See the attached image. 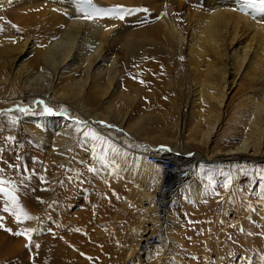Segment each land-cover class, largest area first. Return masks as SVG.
Returning <instances> with one entry per match:
<instances>
[{"label":"bare ground","instance_id":"6f19581e","mask_svg":"<svg viewBox=\"0 0 264 264\" xmlns=\"http://www.w3.org/2000/svg\"><path fill=\"white\" fill-rule=\"evenodd\" d=\"M104 1L105 5H95V1L92 2L100 13L92 19L82 17V7L84 10L88 9L80 0H11V4L23 7L27 13L42 14L49 11L51 21L44 28L46 47L43 49L47 59L51 60L49 67L61 68L67 64L71 67L83 59L86 75L70 79L67 89L77 97H83L80 102L100 101L106 109L108 123L137 135H143L144 129H151L152 125L158 124L159 126L154 127L164 129L167 133L158 134L157 139L171 140L175 148H180L183 144L175 140L180 135L186 137L185 144L189 147H205V152L195 151L189 159L184 157L194 183L189 187H182L177 199L189 203L208 196L212 191L208 192L211 177L207 174H212L213 177L216 166L223 162L229 165L232 172V181L225 187L226 192L233 190L236 193L237 181L243 176L240 175L241 169H255L259 163L264 165V23L258 22L264 19V13L258 14L254 19L252 9H248V15L231 11L233 7L243 6V0ZM255 7L262 6L257 4ZM15 23L23 24V19ZM20 26L26 31L23 25ZM14 32H18V29L0 16V39L5 37L4 41L14 45H11V51H6L5 58L21 55L26 44L29 48L36 45L35 41L27 43L28 39L24 43H16L8 37ZM114 47L122 50V59L118 54L111 53ZM127 68L131 70L130 75L126 72ZM47 73L50 74L44 67L38 75H27L26 89L37 92L48 86L40 83ZM125 74L128 79L127 90L131 92L133 100L130 103L120 101L121 106L128 109L122 113L115 106L114 100L118 95H126L123 81H119ZM233 97L234 108H230ZM188 119L192 121L188 123ZM62 121L59 120V123ZM111 137L109 134V138ZM130 142L131 139H126L114 148L115 151L111 148L110 160L106 161L104 168L113 177L131 172L126 166L127 158L124 157L128 155L127 145ZM153 151L151 149L140 153L146 154L148 161V154ZM158 152H164L167 156H181L160 149ZM200 158L196 175L190 161ZM149 167L144 169L145 176L139 184L138 196L143 197V205L138 212L136 224L131 228L136 231L135 237L140 236L142 230L145 233L140 236L138 243L132 241L128 246L127 261L134 256L136 250L145 246L146 235L155 229L156 215L150 203L153 192L149 189L160 182L161 170L156 167L160 171L156 173ZM256 200L259 214L264 220V197ZM146 201L149 202L148 205ZM62 206L64 205L45 206L48 207V217L61 214ZM103 206V214L112 216L117 205ZM238 214L240 218L236 219L239 224L237 228L243 237L241 245L245 264H264V252L261 253L264 239L260 240L254 233V216L246 210L239 211ZM179 228L181 229L179 222L170 214L171 242L177 241L175 231ZM54 229L44 237L46 241L39 245L38 259L41 264H61V261L69 258L65 257V252L75 245L68 238L70 244H58L55 231L58 232L59 228ZM89 238L86 241L89 242ZM108 240L111 241L112 238L108 237ZM110 241L109 244L112 245L114 241ZM172 245L170 243L169 246L158 247V256L155 253V258H161L156 261L158 264H168L165 259L174 255ZM126 260L124 264H127ZM233 260L224 259L221 255L217 257L216 263L242 264L240 259L235 262Z\"/></svg>","mask_w":264,"mask_h":264},{"label":"rangeland","instance_id":"374dc122","mask_svg":"<svg viewBox=\"0 0 264 264\" xmlns=\"http://www.w3.org/2000/svg\"><path fill=\"white\" fill-rule=\"evenodd\" d=\"M92 2L95 5L106 3L104 0ZM23 9L12 5L11 0H0V16L18 29V32L8 37L16 43H24L26 39L27 43L36 42L33 48L26 44L18 57L13 55L5 58L6 51H11L14 45L4 41L5 37L0 39V180L6 182L4 187L15 195L19 206L33 219L17 221L16 207L10 196L0 194V264H41L37 245L46 241L44 237L54 228H59L58 232L55 231L58 244H70L68 239L75 243L74 247H70L72 250L65 252V257L69 258L61 261V264H124L130 243H138L140 236L145 233L142 230L140 236L135 237L136 231L131 229L143 205V197L138 196L139 184L145 176L144 169L150 165L146 154L140 151L160 149L189 159L195 151L205 152V147H189L185 144L186 137L180 135L175 140L183 144L175 148L171 140L157 139L158 134L167 133L164 129L158 128L160 131L154 127L158 124L152 125L155 129L151 126V129H144L143 135L127 133L107 122L106 109L100 101L80 102L83 97L79 98L72 91L69 92L67 82L86 75L85 61L81 59L71 67L67 64L61 68H50L51 60L43 52L46 47L44 28L51 21L50 13H27ZM22 19L23 24L15 23ZM111 53L118 54L122 59L121 49L114 47ZM44 67L50 74L47 73L40 83L48 86L37 92L26 89V76L38 75ZM126 72L130 75V68ZM127 74L119 79L123 81L126 95H118L114 100L115 106L122 113L128 109L122 107L120 101L130 103L133 100L131 92L127 90ZM233 99L230 108H234ZM44 106L51 108L53 114H46ZM152 117L156 119L155 115ZM59 120H63L62 123ZM187 121L190 123L192 120ZM157 131L159 133H155ZM88 132L98 134L101 139H91L85 135ZM126 139H131V142L127 145L128 155L124 156L127 159H124L131 172L113 177L104 168V164L110 160L111 150ZM99 157H103V161ZM201 158L190 161L196 175ZM149 168L160 173L156 167L150 165ZM216 168L214 178L212 174H207L211 177L208 192L212 191L208 196L189 203L177 199L173 204L171 215L175 216L181 229L175 231L177 241L170 242L173 244L174 255L165 259L168 264H217V257L221 255L224 259H234V262L240 259L245 264L241 245L243 237L238 231L236 220L240 218L239 211L246 210L254 216V233L260 240L264 239V220L259 214L256 200L264 197V165L259 163L255 169H241L240 175L243 176L237 181L236 193L233 190L226 192L225 185L232 181L229 165L223 162ZM155 186L149 190L153 192ZM47 205L64 206L61 214L56 213L49 218L48 207H45ZM103 205H117L112 216L103 214ZM108 237L114 241L112 245ZM87 238L90 243L86 241ZM36 239L39 241L36 242ZM141 248L135 251L130 260H126L127 264H158L156 261L161 259L160 256L155 258V253L158 256V247L146 249L142 245Z\"/></svg>","mask_w":264,"mask_h":264},{"label":"built area","instance_id":"2783aa9c","mask_svg":"<svg viewBox=\"0 0 264 264\" xmlns=\"http://www.w3.org/2000/svg\"><path fill=\"white\" fill-rule=\"evenodd\" d=\"M148 162L161 170V180L154 187L151 206L155 212V229L146 235L145 248L169 246L171 242L169 232L170 214L173 204L177 200L178 191L182 187H189L194 183V177L188 168L184 157L167 156L158 151L148 154ZM149 202L146 201V205Z\"/></svg>","mask_w":264,"mask_h":264},{"label":"snow or ice","instance_id":"6c2138e0","mask_svg":"<svg viewBox=\"0 0 264 264\" xmlns=\"http://www.w3.org/2000/svg\"><path fill=\"white\" fill-rule=\"evenodd\" d=\"M80 3L86 7L88 10L85 11L84 8L82 7L81 12L83 13V16L85 19H92L95 16L99 15V11L97 9L94 8V6L92 5V0H80ZM259 4L262 7H255V5ZM248 9H252V15L253 18L255 19L257 17L258 14H262L264 13V0H243V6L241 7H233L231 9V11H240L241 13H243L244 15H248ZM258 22L260 23H264V19L258 20ZM141 83H143L141 81ZM44 112L46 114H53L52 113V109L48 108L47 106H44ZM77 123H80V121H77ZM108 127H111V125H108ZM86 136H89L91 139L93 140H100L101 137L94 133V132H88L85 133ZM115 151V149L113 150ZM99 159L101 161H103V157H99ZM0 171H2V169H0ZM6 182L3 180H0V194H3L5 196H10L14 206L16 207V213H15V218L17 221H22V220H28V219H33V217H31L27 211H25L22 207L19 206V203L15 197V195L11 194L8 190V188L4 187V184ZM228 185L226 184L225 187H227ZM5 211H7V209H5ZM17 235H26V233H16ZM26 238L30 239V237ZM37 247H39V245H37Z\"/></svg>","mask_w":264,"mask_h":264}]
</instances>
